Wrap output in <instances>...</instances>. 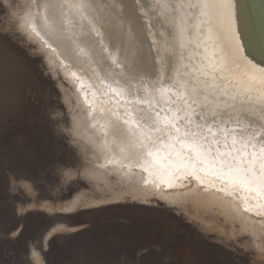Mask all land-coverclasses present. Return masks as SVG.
I'll return each mask as SVG.
<instances>
[{
    "label": "rangeland",
    "instance_id": "374dc122",
    "mask_svg": "<svg viewBox=\"0 0 264 264\" xmlns=\"http://www.w3.org/2000/svg\"><path fill=\"white\" fill-rule=\"evenodd\" d=\"M36 15L35 0H0V264H264V213L237 193L193 174L158 184L104 150Z\"/></svg>",
    "mask_w": 264,
    "mask_h": 264
},
{
    "label": "bare ground",
    "instance_id": "6f19581e",
    "mask_svg": "<svg viewBox=\"0 0 264 264\" xmlns=\"http://www.w3.org/2000/svg\"><path fill=\"white\" fill-rule=\"evenodd\" d=\"M42 2L35 0L33 23L72 69L104 150L119 165L144 169L158 184L177 189L193 174L199 184L237 193L249 211L264 213V62L258 58L264 52L242 45L238 27L249 26L242 17L236 21L235 0H89L84 15L60 18L58 34L42 29ZM239 4L249 9L247 0ZM249 40L261 51L257 37ZM133 108H151L179 127L143 159L122 158L99 119ZM161 170L171 177L165 183L157 177Z\"/></svg>",
    "mask_w": 264,
    "mask_h": 264
},
{
    "label": "snow or ice",
    "instance_id": "6c2138e0",
    "mask_svg": "<svg viewBox=\"0 0 264 264\" xmlns=\"http://www.w3.org/2000/svg\"><path fill=\"white\" fill-rule=\"evenodd\" d=\"M38 7L46 13L39 17L43 22L42 29L47 31L51 27L54 34L60 32L61 25L58 22L65 13L84 15L91 10L89 0H43ZM80 51L83 54V49ZM99 119L104 122L102 131L105 137L111 139L124 159L151 156L159 140L169 138L173 131L179 132L176 124L167 119L162 121L159 113L151 108H133L130 113L119 117L108 112Z\"/></svg>",
    "mask_w": 264,
    "mask_h": 264
},
{
    "label": "water",
    "instance_id": "95a60500",
    "mask_svg": "<svg viewBox=\"0 0 264 264\" xmlns=\"http://www.w3.org/2000/svg\"><path fill=\"white\" fill-rule=\"evenodd\" d=\"M249 2V9L247 11L244 10V8L239 4L240 0H235L236 3V9H237V19L236 21H240L241 17L244 18L245 23L249 26V27H242L239 26L238 27V33L239 36L241 38V43L243 46H247V48H249L248 51H250V53L254 52V54L256 53H262L264 52V34H263V29H264V0H247ZM234 3V4H235ZM239 9H241L242 11V15H240ZM249 36L252 37L253 39L257 37V39L261 42V45L263 47H261V51H256L255 49H253L254 47L251 45V42L249 40ZM259 61L261 60L262 62H264V58L261 59V57H258ZM252 59V58H251ZM254 60V59H253ZM140 73H143L142 69L139 68ZM170 151L173 154H169L170 156H175L177 154V148L172 146V148L170 149ZM159 156V153L157 154ZM157 156V159L159 158ZM158 169L159 166L161 167V164H156ZM164 172V170L160 171V174L162 175V173ZM158 175V179L161 180L162 182H166L167 178H171L169 176H161ZM147 176L143 175V180H146ZM129 181V180H128ZM170 182V181H169ZM131 183V180H130ZM137 183H140L139 181H137ZM133 184V183H131ZM156 195V194H153ZM157 196V195H156ZM159 198V197H158ZM161 200H163L162 198H160ZM165 201V200H163ZM168 202V201H165Z\"/></svg>",
    "mask_w": 264,
    "mask_h": 264
}]
</instances>
